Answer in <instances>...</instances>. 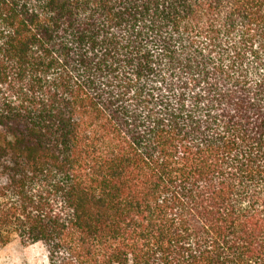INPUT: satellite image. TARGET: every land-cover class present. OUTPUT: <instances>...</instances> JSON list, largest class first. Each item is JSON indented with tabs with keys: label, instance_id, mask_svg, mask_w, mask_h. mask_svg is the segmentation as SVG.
I'll use <instances>...</instances> for the list:
<instances>
[{
	"label": "trees",
	"instance_id": "trees-1",
	"mask_svg": "<svg viewBox=\"0 0 264 264\" xmlns=\"http://www.w3.org/2000/svg\"><path fill=\"white\" fill-rule=\"evenodd\" d=\"M264 264V0H0V251Z\"/></svg>",
	"mask_w": 264,
	"mask_h": 264
},
{
	"label": "rangeland",
	"instance_id": "rangeland-1",
	"mask_svg": "<svg viewBox=\"0 0 264 264\" xmlns=\"http://www.w3.org/2000/svg\"><path fill=\"white\" fill-rule=\"evenodd\" d=\"M0 264H50L42 243L25 245L18 237L0 251Z\"/></svg>",
	"mask_w": 264,
	"mask_h": 264
}]
</instances>
